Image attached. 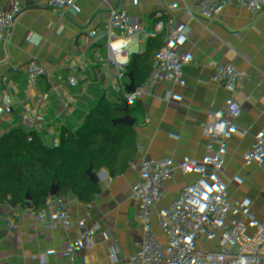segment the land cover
I'll return each instance as SVG.
<instances>
[{"label":"crops","instance_id":"0c3cea01","mask_svg":"<svg viewBox=\"0 0 264 264\" xmlns=\"http://www.w3.org/2000/svg\"><path fill=\"white\" fill-rule=\"evenodd\" d=\"M170 1L164 16L179 35L186 40L180 27L192 24L204 49L218 63L237 76L253 74L257 94L264 100V5L255 0ZM108 3L34 0L50 42L68 34L77 45L64 41L61 53L90 61L101 87L142 105L143 113L138 122L85 99L58 101L31 110L25 120L34 126L33 133L12 144L4 134L6 123L19 121L20 115L0 93V264L32 263L61 226L71 232L82 226L77 200H83L90 184L104 179L109 167L100 164L98 173L73 171L72 180H80L69 185L61 155L70 138L85 141L91 156L100 161L132 147L145 165L138 178L154 190L142 196L144 216L106 218L98 230L104 243L93 253L95 264H163L162 255L173 250V242L183 241L190 225L182 214L169 211L180 192H189L203 203L193 224L200 238L193 264H214L228 246L244 250L254 234L264 236V134L255 136L251 146L228 138L213 144L194 135L181 137L172 148L150 145L147 138H153L163 112L197 107L212 80L200 74L188 51L159 40L147 42L150 21L136 5L119 0L107 14ZM109 17L117 22V34L95 40L89 26ZM28 24L18 2L0 0L4 61L25 52L37 56L25 45ZM39 63L37 57L28 80L43 79ZM134 132L138 136L130 139ZM31 200H37L38 209L27 216L24 209ZM79 212L83 215L82 209ZM243 264L250 263L246 259ZM259 264H264V253Z\"/></svg>","mask_w":264,"mask_h":264},{"label":"built area","instance_id":"2783aa9c","mask_svg":"<svg viewBox=\"0 0 264 264\" xmlns=\"http://www.w3.org/2000/svg\"><path fill=\"white\" fill-rule=\"evenodd\" d=\"M14 1L20 4L21 15L29 20L26 48L36 50L37 56L25 52L4 61L0 54V93L13 103L14 109L20 115L19 121L6 123L4 134L12 144L21 142L33 133L34 126L25 120V116L31 110L58 101L85 99L99 109L105 108L112 114H127L139 122L144 110L142 105L121 100L111 88L101 87L96 68L90 61L76 60L74 53L66 55L61 53L64 41L77 45L68 34L50 42L46 27L39 21V10L35 7L34 0ZM118 1L109 0L104 6L105 12L109 14L112 4ZM126 1L136 5L140 13L150 21V32L145 34L147 42L159 40L174 44L190 53L199 65L202 76L213 73L212 86L197 107L187 108L183 112H163V121L155 129L153 138H147L150 145L172 148L181 137L194 135L213 144L228 138L237 144L251 146L255 136L264 134V100L257 94L255 77L250 71L237 76L226 65L218 63L216 57L204 49L198 31L192 24H183L180 27V31L187 39L180 36L164 16L171 6L170 0ZM255 1L264 5V0ZM67 17L71 18L72 13ZM116 24L117 22L109 17L98 24L90 25L89 29L94 39L100 41L117 34ZM117 39L115 44L118 47L120 39L118 37ZM37 57L40 60L39 71L44 77L41 80H28L26 75ZM145 69L149 70L150 67L146 66ZM137 136L134 132L129 138L134 139ZM61 162L65 166L69 185L80 180H72L73 171H80L83 174L89 171L98 173L100 164L106 167L122 164L124 168L123 176L113 188L110 204L92 222H82L83 215L79 210L82 209L83 200L78 198L77 219L82 222L85 234L90 235L98 231L108 216L145 215L142 196L154 190L149 182L138 178L145 170V165L132 147L117 150L111 160L100 161L91 156L85 141L70 138L61 155ZM48 165L50 167L53 164L49 162ZM173 199L169 211L182 214L190 225L183 241L173 242V250L162 255V263L193 264L197 260L194 251L200 243L193 224L195 215L203 208V203L189 192L177 193ZM37 209V200H31L25 206L24 213L27 216H34ZM130 227L131 222L127 221L125 229L128 230ZM261 237L254 234L249 246L244 250L228 246L222 258L214 264H243L246 259L250 264H259L264 253V236Z\"/></svg>","mask_w":264,"mask_h":264},{"label":"trees","instance_id":"16d2710c","mask_svg":"<svg viewBox=\"0 0 264 264\" xmlns=\"http://www.w3.org/2000/svg\"><path fill=\"white\" fill-rule=\"evenodd\" d=\"M123 174L122 164H117L108 168L101 182L92 183L88 186L83 197L82 212L84 216L87 203H90L94 216L100 215L107 208L112 198L113 188ZM84 234L81 225L73 232L61 226L34 262H22L21 264H95L93 255L71 253L72 250L84 245L82 241ZM85 243L95 252L99 246L103 245V236L98 231L90 235L85 234Z\"/></svg>","mask_w":264,"mask_h":264},{"label":"water","instance_id":"95a60500","mask_svg":"<svg viewBox=\"0 0 264 264\" xmlns=\"http://www.w3.org/2000/svg\"><path fill=\"white\" fill-rule=\"evenodd\" d=\"M212 76H213V73L210 74L209 79L212 80ZM85 207L87 209V214L84 216V222L85 223L92 222L95 219V216L92 213L90 203H87ZM82 241L84 242V245L82 247H80V248L72 250L71 253L72 254H81V255H93L94 249L90 248L85 243V234L83 235Z\"/></svg>","mask_w":264,"mask_h":264}]
</instances>
